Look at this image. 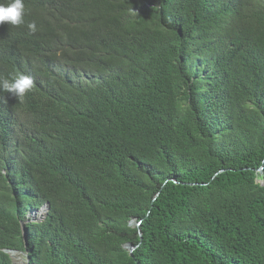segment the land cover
I'll return each mask as SVG.
<instances>
[{"label":"trees","instance_id":"trees-1","mask_svg":"<svg viewBox=\"0 0 264 264\" xmlns=\"http://www.w3.org/2000/svg\"><path fill=\"white\" fill-rule=\"evenodd\" d=\"M22 2L0 80L36 87L0 90V264H264V0Z\"/></svg>","mask_w":264,"mask_h":264},{"label":"clouds","instance_id":"clouds-1","mask_svg":"<svg viewBox=\"0 0 264 264\" xmlns=\"http://www.w3.org/2000/svg\"><path fill=\"white\" fill-rule=\"evenodd\" d=\"M25 6L22 0H14L7 7L0 6V26L8 25L13 28H20L25 25ZM31 35L37 32L35 22L27 24ZM35 81L30 76L17 74L11 80H0V90L7 93L12 98L23 102L25 97L35 89Z\"/></svg>","mask_w":264,"mask_h":264},{"label":"water","instance_id":"water-1","mask_svg":"<svg viewBox=\"0 0 264 264\" xmlns=\"http://www.w3.org/2000/svg\"><path fill=\"white\" fill-rule=\"evenodd\" d=\"M258 171H261V169H259ZM257 182L260 183V184L263 183V181H260V180H257ZM46 211H47V206H46V205H43V206H42L37 212H32V213H30V214L28 215V216H29V219H30L31 221H34V220H36V219H35L36 216L42 214V212H43L44 214H43L40 218L37 219L38 221H40V220H42V219L44 218ZM139 223H140V222H136L134 219H132L131 221H129L128 226L131 227V225L134 224V226L139 227ZM20 225H21V233H22V236L24 237L23 222H21ZM134 226H133V227H134ZM138 236H139V237L141 236L140 231H138ZM134 248H135V247H133L131 244L123 245V249L126 250V251L128 252L129 255L132 254V251L134 250ZM4 252L7 253V254L9 255L10 258H11L13 255H15L16 253H18V252H16V251H11V250H4ZM23 255H24L25 258H26V255H25V254H23ZM26 261H27V259L25 260V262H26Z\"/></svg>","mask_w":264,"mask_h":264},{"label":"rangeland","instance_id":"rangeland-1","mask_svg":"<svg viewBox=\"0 0 264 264\" xmlns=\"http://www.w3.org/2000/svg\"><path fill=\"white\" fill-rule=\"evenodd\" d=\"M43 214H44V213L42 212V214L37 215L35 219L37 220V219L40 218ZM28 219H29V218H28ZM133 226H134V224L131 225V227H133ZM11 262H12V264H24V257H23V255H21L20 253H16L15 255H13V256L11 257Z\"/></svg>","mask_w":264,"mask_h":264}]
</instances>
